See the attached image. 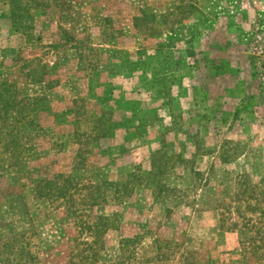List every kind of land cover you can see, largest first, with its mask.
<instances>
[{"label": "rangeland", "instance_id": "374dc122", "mask_svg": "<svg viewBox=\"0 0 264 264\" xmlns=\"http://www.w3.org/2000/svg\"><path fill=\"white\" fill-rule=\"evenodd\" d=\"M1 3L0 264H264V0Z\"/></svg>", "mask_w": 264, "mask_h": 264}, {"label": "crops", "instance_id": "0c3cea01", "mask_svg": "<svg viewBox=\"0 0 264 264\" xmlns=\"http://www.w3.org/2000/svg\"><path fill=\"white\" fill-rule=\"evenodd\" d=\"M0 4V61H4L15 46L14 41L19 39L20 41L24 39V36L15 32L13 30V25L11 21L10 14L5 10H1ZM4 7H8L4 6Z\"/></svg>", "mask_w": 264, "mask_h": 264}, {"label": "trees", "instance_id": "16d2710c", "mask_svg": "<svg viewBox=\"0 0 264 264\" xmlns=\"http://www.w3.org/2000/svg\"><path fill=\"white\" fill-rule=\"evenodd\" d=\"M56 1V0H55ZM10 4H13L14 0H9ZM39 7H41L42 9H45V6L44 4H39ZM47 8V7H46ZM21 12H24V11H21ZM33 16V13H29V12H26V13H21V15L19 16H16V14H14V11L11 10V13H10V17H11V21H12V25H13V30L17 33H19L18 31H20V29L17 27V24H18V21L19 19L22 17L24 19L26 18H29V17H32ZM21 24V23H20ZM22 25V24H21ZM20 143V142H19ZM68 182V181H67ZM40 192V190H39Z\"/></svg>", "mask_w": 264, "mask_h": 264}]
</instances>
